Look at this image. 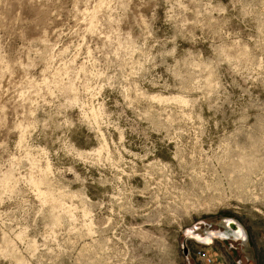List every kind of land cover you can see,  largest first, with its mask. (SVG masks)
Masks as SVG:
<instances>
[{"label": "rangeland", "instance_id": "1", "mask_svg": "<svg viewBox=\"0 0 264 264\" xmlns=\"http://www.w3.org/2000/svg\"><path fill=\"white\" fill-rule=\"evenodd\" d=\"M0 264H264V0H0Z\"/></svg>", "mask_w": 264, "mask_h": 264}, {"label": "water", "instance_id": "2", "mask_svg": "<svg viewBox=\"0 0 264 264\" xmlns=\"http://www.w3.org/2000/svg\"><path fill=\"white\" fill-rule=\"evenodd\" d=\"M224 223H225V228H226L225 231H230L233 235L235 233H237L239 235V237H242V240L246 239V233L244 231V228L236 220H234V219H225ZM194 230H195V228H192V229H188L185 232L184 241H183V244H182L183 253H184V256L186 257L188 263H190L189 262L190 261L189 260L190 251H189V248L187 246L188 239H194V240H196L199 243H203V244L209 245V244L212 243L213 238L219 239V238H221L220 236L222 235L221 232H211V233H209L208 236L202 237V236L196 234L194 232Z\"/></svg>", "mask_w": 264, "mask_h": 264}, {"label": "flooded vegetation", "instance_id": "3", "mask_svg": "<svg viewBox=\"0 0 264 264\" xmlns=\"http://www.w3.org/2000/svg\"><path fill=\"white\" fill-rule=\"evenodd\" d=\"M196 230H199V228H196L195 230H194V232L196 231ZM226 230V228H223V230L221 229V230H210L209 232H207V233H205V234H199V233H196V234H198V235H200V236H202V237H206V236H208L209 235V233H211V232H221V238H219V239H217V238H213V240H212V243H211V245H213L214 244V242L215 241H218V240H224V241H228V240H231V239H234V240H240V239H242L241 237H239V235L237 234V233H235L234 235L230 232V231H225ZM224 233V234H223ZM232 234V235H231ZM211 245H209V246H211Z\"/></svg>", "mask_w": 264, "mask_h": 264}, {"label": "bare ground", "instance_id": "4", "mask_svg": "<svg viewBox=\"0 0 264 264\" xmlns=\"http://www.w3.org/2000/svg\"><path fill=\"white\" fill-rule=\"evenodd\" d=\"M42 193V192H41ZM42 195V194H41ZM49 198V197H48ZM242 238V237H241ZM209 245H211V244H209Z\"/></svg>", "mask_w": 264, "mask_h": 264}]
</instances>
